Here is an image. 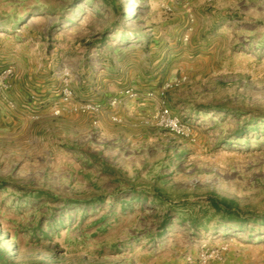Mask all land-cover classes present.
<instances>
[{
    "label": "rangeland",
    "instance_id": "1",
    "mask_svg": "<svg viewBox=\"0 0 264 264\" xmlns=\"http://www.w3.org/2000/svg\"><path fill=\"white\" fill-rule=\"evenodd\" d=\"M0 264H264V0H0Z\"/></svg>",
    "mask_w": 264,
    "mask_h": 264
},
{
    "label": "built area",
    "instance_id": "2",
    "mask_svg": "<svg viewBox=\"0 0 264 264\" xmlns=\"http://www.w3.org/2000/svg\"><path fill=\"white\" fill-rule=\"evenodd\" d=\"M166 114H168V111H165Z\"/></svg>",
    "mask_w": 264,
    "mask_h": 264
},
{
    "label": "bare ground",
    "instance_id": "3",
    "mask_svg": "<svg viewBox=\"0 0 264 264\" xmlns=\"http://www.w3.org/2000/svg\"><path fill=\"white\" fill-rule=\"evenodd\" d=\"M35 21V20H34Z\"/></svg>",
    "mask_w": 264,
    "mask_h": 264
}]
</instances>
